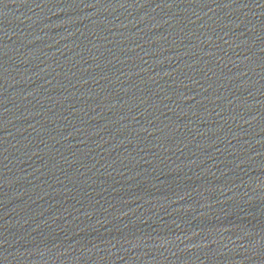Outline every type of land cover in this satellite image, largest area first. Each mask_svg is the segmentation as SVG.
I'll return each mask as SVG.
<instances>
[{"label": "water", "instance_id": "obj_1", "mask_svg": "<svg viewBox=\"0 0 264 264\" xmlns=\"http://www.w3.org/2000/svg\"><path fill=\"white\" fill-rule=\"evenodd\" d=\"M0 264H264V0H0Z\"/></svg>", "mask_w": 264, "mask_h": 264}]
</instances>
